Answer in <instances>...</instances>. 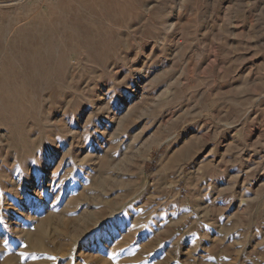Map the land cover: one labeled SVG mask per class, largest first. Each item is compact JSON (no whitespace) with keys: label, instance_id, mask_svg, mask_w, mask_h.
Segmentation results:
<instances>
[{"label":"rangeland","instance_id":"374dc122","mask_svg":"<svg viewBox=\"0 0 264 264\" xmlns=\"http://www.w3.org/2000/svg\"><path fill=\"white\" fill-rule=\"evenodd\" d=\"M0 264H264V0H0Z\"/></svg>","mask_w":264,"mask_h":264},{"label":"built area","instance_id":"2783aa9c","mask_svg":"<svg viewBox=\"0 0 264 264\" xmlns=\"http://www.w3.org/2000/svg\"><path fill=\"white\" fill-rule=\"evenodd\" d=\"M10 1H18V0H10Z\"/></svg>","mask_w":264,"mask_h":264}]
</instances>
